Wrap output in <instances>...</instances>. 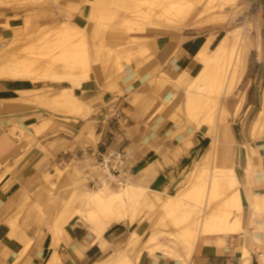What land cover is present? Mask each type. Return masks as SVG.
<instances>
[{
  "label": "rangeland",
  "instance_id": "1",
  "mask_svg": "<svg viewBox=\"0 0 264 264\" xmlns=\"http://www.w3.org/2000/svg\"><path fill=\"white\" fill-rule=\"evenodd\" d=\"M6 1H1L3 5L0 2V64L3 63L0 65V71H2L0 80L29 82L32 103L37 105L40 103L41 106L56 112L48 107V97L42 100L38 94L41 91H34L36 86L45 87L51 85V82L34 81L32 77L54 59L57 58L56 61H61L66 49L75 46L76 49L81 50L84 47L89 51L88 54L85 50V55L91 63H88V67H92L88 68L90 70L88 73H79L85 83H97L100 87L106 88L105 85L111 83L126 85L128 84L126 80H129L131 84L137 85L144 82L149 73L147 71L152 70L153 78L148 82L156 89V92L161 91L157 94L159 99L162 100V91L176 92L177 99L174 105L170 106L162 100L161 108L170 110L169 120L178 127L176 133L184 132L188 135L189 128L194 132L190 137L186 136V140L183 142L185 148L194 145L196 133L200 144L206 145L205 152L201 156L193 158L194 162L175 180L174 185L170 189L164 190L161 200L154 198L159 195L155 190L159 191V189L147 191V197H144L145 203L141 204V209L139 208L136 215L137 232L141 235L139 244L133 246L134 248L128 246L126 249L127 245H124L127 231L112 247L119 250L124 246L125 248H123L126 249L124 253L127 252L125 255L130 257L135 264L139 251L144 250L143 244L154 232L162 233L164 237H161L162 243L174 244L176 238L188 229L186 228L188 225L183 224L178 216L180 203L184 200L194 201L188 194V188H197L195 190L200 191L203 195L202 199L205 201L208 196L210 173L215 172L211 175H219L233 172L239 183L242 206L240 221L244 231L227 240L224 243L225 246H223L224 241L218 240L219 237H202L199 240L200 246L194 248L191 263L198 264V256L203 253V246L211 244L216 245V248L228 247L229 250L238 253L240 258L243 248H247L250 254L256 252L260 264H264V181L259 180V177L264 173V0H202V4L197 7L198 11L192 18L190 27L194 28L187 30H180L184 26L175 28L171 21L163 17L162 9H160V3L163 0H94L96 7L94 10L96 9L99 13L94 10L92 13L86 11L88 0ZM215 18L220 19L219 25H209V22ZM5 21H8L9 26L1 25ZM74 23L83 27V30L78 34L73 33L72 28L69 27ZM201 29H210V32H215L217 39L233 30L239 33L238 38L249 41L250 46L247 47L245 56V62L248 58L247 70L244 73L239 68V80L235 82L228 93H224L223 90L219 92L218 86L213 85L204 95H201L202 103L196 112L188 114L185 107L187 94L174 83L178 77L155 71L152 68V60L156 55L153 53L155 54L156 50L166 42L168 34L182 33L194 36L197 34L196 30ZM203 34L207 36L210 33L207 31ZM176 43L180 44L179 41ZM5 55L7 58L4 57ZM23 58L25 60L30 58L36 63L31 66L30 71L22 68V72L20 67L17 68L22 64ZM242 60L238 63L239 67L243 63ZM96 67H100L99 70ZM127 67L131 69L130 73L126 72ZM34 70L35 72H33ZM261 71L263 80L257 86L255 79L258 80V74ZM261 117L262 120H260ZM219 134L223 136L219 137ZM47 148L42 147L43 152L48 156L47 164L44 168L42 167L43 162H40V166L37 168L40 182L33 185L24 196L23 207L17 219L22 218L26 224L36 223L41 230L40 237L45 235L42 231L43 227L55 235L70 220L78 218L82 221L74 212L83 196L80 186L87 185L93 191L100 186L104 179L102 177L104 176L103 169L100 165L101 159H93L87 151V146L84 155L64 153L61 157L50 154ZM219 155L222 160L219 159ZM221 155L225 157L229 155L231 159L223 161L224 157ZM49 157H51L52 163L49 161ZM123 160L124 158L118 166L119 171L112 172L114 177L121 176L119 180L123 183L137 181L150 187L143 178L145 173L141 174L142 176L140 174L126 176ZM87 161L91 162L86 163ZM88 164L90 166L92 164L93 168L97 169L91 171L90 168H87ZM230 169L232 170L230 171ZM150 171L154 175L156 168H151ZM110 176L107 178L112 189L117 190L118 181H113ZM219 189V194H217L219 196L216 195L215 201L221 204V200L227 201L231 197L232 191L228 193L230 189L224 187V190L222 187ZM170 194H174L176 198L171 199L173 204L166 205L165 201H169L168 195ZM163 205L165 209H163ZM224 208L223 211H225ZM232 210L236 214L238 213L236 209L232 208ZM62 211L64 215L60 216ZM70 212H73L74 215L67 221L66 217ZM160 220L163 222L162 225H159ZM16 232L18 234V231ZM30 243L32 242L28 241L25 245L22 257L28 252ZM260 254H263V257H260ZM157 255H159L158 259ZM55 256L58 257L56 251H54L53 257L55 258ZM113 256L114 254L110 259H106L105 264H113L111 262ZM54 258L53 262L56 261ZM141 259L143 264H177L174 262V258L171 260L162 256L161 253H156L154 257L145 253Z\"/></svg>",
  "mask_w": 264,
  "mask_h": 264
},
{
  "label": "crops",
  "instance_id": "2",
  "mask_svg": "<svg viewBox=\"0 0 264 264\" xmlns=\"http://www.w3.org/2000/svg\"><path fill=\"white\" fill-rule=\"evenodd\" d=\"M190 28L194 27L180 30ZM207 31L210 34L206 36L203 33ZM210 31L196 30L194 36L168 34L166 42L153 53L156 57L152 60V68L158 73L176 75L180 80L176 78L174 83L186 93L191 80L203 67L196 60L198 53L209 41L210 50L221 41ZM247 63L242 69L244 73ZM130 70L127 67L126 72ZM147 72L141 84L134 85L126 80V85L111 83L105 85L106 88L90 82L73 87L67 81L36 80L51 82L45 87L36 86L34 91L43 92L38 93L40 99L48 97V107L56 112L40 103H32L29 82L0 80V264H93L110 259L117 251L112 245L129 232L127 224H113L99 239L75 218L55 235L43 227L45 235L40 237L41 230L36 223L26 224L22 218L17 220L24 196L40 182L37 175L40 162L44 168L47 164L48 156L43 146L58 157L64 153L84 155L87 146L88 153L97 160L110 151L122 149L125 175L145 173L146 184L159 191L170 189L194 162L193 158L205 152L206 145L200 144L197 133L194 145L185 148L183 142L193 130L189 128L188 135L176 133L178 127L169 120L170 110L161 109L162 100L174 105L176 92L162 91V100L159 99L157 94L161 91L156 92L148 82L153 78L152 70ZM258 75L257 86L263 80L262 71ZM222 157L223 161L231 159L229 155ZM49 159L52 163L51 157ZM151 168H156L154 175L150 173ZM259 180L264 181V173ZM63 215L62 211L60 216ZM235 235L221 236L218 240L224 241L225 246L224 243ZM28 241L32 243L22 257ZM54 251L58 262H53ZM230 251L228 247L205 244L198 264H241L242 256ZM251 255L250 263L260 264L258 254L251 252ZM139 263L143 264L142 259Z\"/></svg>",
  "mask_w": 264,
  "mask_h": 264
},
{
  "label": "bare ground",
  "instance_id": "3",
  "mask_svg": "<svg viewBox=\"0 0 264 264\" xmlns=\"http://www.w3.org/2000/svg\"><path fill=\"white\" fill-rule=\"evenodd\" d=\"M201 4H202V0H163L160 3V9H162L161 12L164 15L163 17H166L168 21H171V24H173L175 28L178 27L181 28L182 26L190 27L192 25V18L196 13V11H198L197 7L200 6ZM94 8H96L94 4V0H88V3L85 8L86 11L92 13ZM219 21L220 19L215 18L209 22V25L218 26ZM1 25H3L4 27L7 25L9 26L8 21L7 22L5 21V23ZM69 27L72 28L73 33L75 34H78L81 32V30H83V27L75 23L74 25H70ZM239 31L241 32V30ZM235 33L237 34V36ZM238 34L239 33L231 30L222 38V40L218 44L219 46H217L215 50H210L209 47L211 45L210 44L211 41H209L205 45V47L202 48L201 51L198 53L196 60L200 61L203 67L200 70V72L197 74V76L196 75L194 76V78L191 80L189 86L186 89L187 95H186L185 107L188 114H192L193 112H196V109L198 108L199 105H201L200 103H202L201 95H204L206 91L210 89L213 85L218 86V89H220L219 92L223 90L224 93H228L235 84V82L239 80L238 79L240 75L239 68L241 69V71L242 69H244V65L246 63L245 56L247 54V47L250 46V42L249 41L247 42L244 38L242 39L238 38L239 37ZM241 34L243 35V33ZM76 48L74 46L72 48L66 49V52L64 53V55H62L63 57L61 58V61L60 60L56 61L57 60L56 58V60L54 59L53 61H51V63L49 62L48 66L43 68L41 71L37 69L40 72L37 73V75H35L34 77H32V80L34 81L51 80V81H59V82L67 81L70 82L73 85V87L74 86L82 87L85 82H84V78H82L81 74L79 73L90 72V70H88L89 68L88 63L89 64L91 63L88 60L87 56L85 55L86 49H84V47L81 50ZM87 52L89 54L88 50H86V53ZM4 57H6V55ZM6 58L5 60H7ZM241 59H243L242 60L243 63H241L239 67L238 63L241 61ZM23 61L25 62L23 63ZM21 63L22 64H20V66L16 64V66H18L17 68L20 67L21 71L23 69L30 71L31 66H33L35 62L34 60L33 61L30 60V58L29 60L28 59L25 60V58H23ZM99 63L101 64V62ZM96 68L99 70L100 67L99 68L96 67ZM92 71L94 72V70ZM33 72H35V70ZM263 100H264V89H263ZM260 120H262V117L260 118ZM221 135L219 134V137ZM219 159L222 160L220 158V155H219ZM90 162L87 161L86 163H90ZM87 168H90L91 171L97 169V168L96 169L93 168L92 164L91 166L90 164H88ZM231 170L232 169H230V171ZM102 171L104 175L102 177L104 179L97 189L92 191V189H90L87 185L80 186L82 187L81 190L83 191V196L80 198L77 204V208L75 209L74 212H76L77 215L82 219V223L86 225L88 229L93 234H95L99 239L100 238L102 239L103 234L111 225L121 224V223L127 224V226H129V232L125 239L124 246L127 245L126 249L128 246H132L131 248H134L133 246L139 244L141 238V235L137 232L138 226H136V215L138 211L141 209L140 208L141 204L145 203L146 200L145 198L147 197L146 196L147 191H151L155 189L150 188L137 181H132V182L129 181L128 183H126L125 181L127 180H125L124 181L125 183L120 182L119 179L121 178V176L114 177L115 175L110 171L109 165L107 166V168L104 167ZM212 173L214 174L215 172H211L209 175L210 182L208 183L209 185L208 196L205 201L202 199L203 195H201L200 191L198 192L195 190L197 188L193 189L194 187L192 188L189 187L188 194H190V197L193 198L194 201L184 200L182 203L179 204V208H180L179 209L180 214L178 215L179 219L183 224L188 225V227H186L188 229L185 232H183L180 237L176 238V242L174 244L173 243L170 244L168 242L162 243L161 242V237H163L162 233L160 231L154 232L147 238V240L143 244L144 247L143 246L142 247L144 248V250L139 251L136 258L137 260L134 259L136 261L135 264H140L139 262L141 261V257L145 253H148L150 256L153 257L156 253H161L162 256H165L169 259L174 258L175 260L174 262L177 264H192L191 257L194 252V248L195 246L196 247L200 246L199 240L202 237L218 238L221 236L235 235L240 233L241 231H244V227L242 226V223L240 221V216L242 214L241 213L242 206L240 201L241 196L238 185L239 183L237 182L234 173L230 172L229 174L221 173L219 175H211ZM107 176H110V178L113 181H118L119 187L117 190L112 189V186ZM221 187L222 190H224L223 187L225 189L229 188L230 190L229 191L227 190L228 193L232 191L231 192L232 195L228 200L225 197L227 201H225V199H224L225 202L221 200L222 202H224V203L221 202L222 205L220 204V202L215 201L216 195L219 194L218 190H220L219 188ZM155 191L156 193H159V195L157 196V198L154 196V198L156 200H161L164 191L163 192L162 191L159 192L158 190ZM225 191H221V192L223 193ZM168 196H169V201H165V204L171 205L173 204V201L171 199L176 197L174 194H170ZM223 208L225 209V211H223ZM232 208L236 209L238 213L236 214L235 211L232 210ZM163 209H165L164 205H163ZM73 215L74 213L70 212V214L66 217L67 221L71 219ZM160 224L161 225L163 224L161 220L159 221V225ZM103 246L105 249L107 246L106 242L103 243ZM122 248H120L115 252L111 262L120 263V264H134L132 262L133 260L131 261V258L125 255L127 253V252L124 253V250L126 251V249H124L125 247L123 249ZM250 255H251L250 251L247 248H244L243 255L241 258V264H251ZM158 257L159 255L156 256L157 259ZM54 260H57V262L60 261L57 256H55ZM105 263L106 260L101 259L100 261L95 262L93 264H105Z\"/></svg>",
  "mask_w": 264,
  "mask_h": 264
},
{
  "label": "built area",
  "instance_id": "4",
  "mask_svg": "<svg viewBox=\"0 0 264 264\" xmlns=\"http://www.w3.org/2000/svg\"><path fill=\"white\" fill-rule=\"evenodd\" d=\"M123 156H124V151L122 149L110 151L102 155L100 165L102 169L104 167L107 168V166L109 165L111 172H117L119 171L118 166L120 165V161L123 159Z\"/></svg>",
  "mask_w": 264,
  "mask_h": 264
},
{
  "label": "trees",
  "instance_id": "5",
  "mask_svg": "<svg viewBox=\"0 0 264 264\" xmlns=\"http://www.w3.org/2000/svg\"><path fill=\"white\" fill-rule=\"evenodd\" d=\"M220 38L222 39V38H223V36H221ZM220 38H219V39H220Z\"/></svg>",
  "mask_w": 264,
  "mask_h": 264
}]
</instances>
